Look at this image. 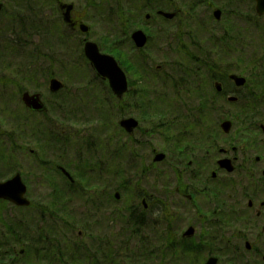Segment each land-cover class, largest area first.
<instances>
[{
  "label": "flooded vegetation",
  "instance_id": "1",
  "mask_svg": "<svg viewBox=\"0 0 264 264\" xmlns=\"http://www.w3.org/2000/svg\"><path fill=\"white\" fill-rule=\"evenodd\" d=\"M0 4V57L4 58L1 64L6 67L21 55L17 52L25 49L27 39L22 33L23 26L20 25L16 37L9 34L12 40L7 39L9 29L4 27L12 18L23 20L27 12L39 19L36 27L42 33L50 29L54 31L48 39L41 35V53L71 51L72 39L78 33L83 34V44L90 40L87 20L92 10L95 13L101 10L104 17L136 21L135 30H142L146 36L145 47L149 45L151 30L157 24L156 18L173 23L184 15L190 17L196 9L204 6L216 23L243 15L237 12V4L245 5L247 14L249 12L264 21V12L258 14L256 11V0H225L224 4L219 0H0ZM215 9L220 11L217 18ZM161 10L174 12L175 16L165 19L158 13ZM21 11L25 12L21 14ZM133 31L126 43L132 51L139 49L130 37ZM262 33L264 35V27ZM59 35L63 36L61 42ZM116 41L114 45L121 51V40L117 38ZM11 43H15L14 46ZM122 57L127 64L124 53ZM48 58L51 59L42 62L50 66L64 63L54 57ZM244 65L245 71H231L226 76L227 82H214V87L216 82L220 85V90L215 88L216 110L220 113V109L227 108L226 116L219 118L218 127L220 129L223 120L230 123L228 133L220 131L224 140L203 141L198 138L174 142L177 152L182 154L179 157L170 155L172 147L167 143V149L151 150L150 165L144 164L137 169L138 162L132 165L128 159V171L118 170L115 178L108 179L106 166L101 167L100 173H92L84 168L85 172L61 165L58 143L50 147L51 159L39 155L44 145L49 148L48 144H32L33 147L29 148L21 146L22 150H28L33 160L48 163L47 169L61 179V185H42L45 187L41 188V196L47 188L53 201L50 204L48 195L46 200L41 197L46 206L45 210H39L40 203L30 199L27 181L18 172L27 203L17 205L0 198V209L8 206L26 212L21 213L20 248L16 252L11 245L8 250L0 252V264H74V261L79 264H264V51L261 60ZM230 75L243 78L242 83L237 84ZM31 93L41 97L38 89ZM6 94L5 84L0 82V97ZM138 94L126 93L119 99L120 158L127 154L128 158H138L137 149L143 148V144H151L157 129H170L167 122L164 126L158 124L156 128H149V131L141 128L143 119L129 111L130 108L134 110L133 104L139 102H131L125 107L123 101L127 96L138 98ZM25 108L32 114L42 113ZM128 117L137 121L131 132L120 125V121ZM186 152L190 155L183 156ZM157 153H163L161 161L154 160ZM81 158L74 159L76 163L74 160L73 163L83 165L86 158ZM171 160L180 165H174L176 181L172 188V179L166 176V172L154 174L150 170L156 163ZM200 161L210 163L212 169L206 172L194 170L196 168L191 165L200 164ZM189 166V173L182 172L181 169L188 170ZM14 174L0 181H6ZM51 176L42 174L46 180ZM29 209L38 212L35 220H28ZM1 225L3 239L8 242L16 240L12 227L6 223Z\"/></svg>",
  "mask_w": 264,
  "mask_h": 264
},
{
  "label": "rangeland",
  "instance_id": "2",
  "mask_svg": "<svg viewBox=\"0 0 264 264\" xmlns=\"http://www.w3.org/2000/svg\"><path fill=\"white\" fill-rule=\"evenodd\" d=\"M224 2L225 0H219L221 4ZM33 7L36 9V4ZM236 10L238 13L246 14L245 16L251 20L240 15L216 23L212 13H209L205 6L196 9L190 17L184 15L173 23L156 18L157 24L153 28L154 31L151 30L149 45L140 51H132L126 46L130 32L135 30L136 21L125 22L119 17H104L101 10L97 13L91 11L87 20L90 26L87 36L101 46V51L113 55L108 46L117 50L115 40L117 38L121 40L119 46L123 48L120 53L121 56L123 53L126 55V65L129 67L123 68L129 82V93L139 92L138 98L124 97L125 107L131 102H139L138 105L133 104L134 110L130 108L129 111H134L135 115L143 119L141 128L144 130L149 131V128L151 130L158 124L164 126L166 122L170 124L169 131L159 127L160 129L155 131V138L151 139V144H143V148L137 149L138 158H128L126 151V157L118 156L121 144L118 127L121 104L110 92L106 82L96 75L95 70L84 58L83 34L78 33L72 39L75 41H72L71 51L41 53V35L48 39L54 31L50 29L42 33L36 27L39 19L28 12L23 20L12 18L7 27H4L9 29L6 33L7 39L12 40V37H9L10 33L16 37L21 25V28L22 26L24 28L21 30L26 36L27 45L22 51H16L21 52V55L11 60L12 64L8 67L1 64L4 58L0 57V82L5 84L7 89V94L0 97V180L10 177L16 171L20 172L22 179L27 181L30 199L34 203H40L39 210H45L46 203L43 202V198L46 200L47 195L48 201L51 198L46 191L47 188L43 190L41 196V188L45 187L42 185L46 183L61 185V179L51 174L52 171L47 169L50 166L48 163L33 160L28 150H22L21 146L29 148L33 147L32 144H48L49 148L44 145L39 155L41 157L46 155L51 159L53 153L50 147L58 143L61 165H69L70 170L83 172L86 170L92 173H100L101 167L106 166L108 179H111L118 170L128 171L126 168L129 164L128 159L132 165L138 162L137 169L144 164L150 165L151 150L166 148L167 143L172 147L170 155L179 157L182 154L177 152L174 142L198 138L203 141L224 140L218 121L220 116H226L227 108L219 110L222 115L217 112L214 82H227L226 76L231 71H245L244 64L252 60H261L264 51L262 33L264 21L256 19L249 12L247 14V8L243 4H237ZM225 24L228 26H224ZM223 28H229L231 31H223ZM58 38L60 42L63 40V36L59 35ZM109 40L113 41L109 43ZM11 44L14 46L15 43ZM11 51L13 56V49ZM48 57H54L55 60L64 63L54 66L43 63L42 61L51 59ZM50 77L62 82L61 90L55 93L48 90ZM143 87L146 91H139ZM36 89L41 92V99L47 109L43 113L32 114L26 110L20 97L22 91L31 93ZM145 102L148 104L142 105ZM218 103L220 104V101ZM189 155V152L183 154ZM81 157H85L86 162L83 165H75L73 160L78 161ZM175 164L180 166L178 162L172 160L164 161L154 164L150 170L154 174L166 172V176L172 179L170 184L172 188L176 181L173 172ZM191 166L200 172L212 169L211 164L204 161ZM191 166L187 168L188 170L181 169L182 172L189 173ZM45 173L53 176L46 180L42 178V174ZM110 192L113 193L112 188ZM125 195L128 196V192ZM27 211L28 220L37 218L38 212L36 214L35 210L30 209ZM23 212L26 213L8 206L0 209V227L1 223H6L12 227L16 236V240L8 242L0 234V252L8 250L11 245L16 252L19 250L20 221L23 220L21 217ZM0 230L4 231L3 228ZM129 246L131 248V243ZM74 264L79 263L74 261Z\"/></svg>",
  "mask_w": 264,
  "mask_h": 264
},
{
  "label": "water",
  "instance_id": "3",
  "mask_svg": "<svg viewBox=\"0 0 264 264\" xmlns=\"http://www.w3.org/2000/svg\"><path fill=\"white\" fill-rule=\"evenodd\" d=\"M256 10L258 14H262L264 12V0H256ZM159 13L165 18H172L174 16L173 12L159 11ZM219 13V9L214 10V15L216 18L219 17ZM65 19H67L66 16ZM82 29L85 30V27H82ZM131 38L136 47L141 48L145 45L146 36L141 30H135L132 32ZM83 53L96 73L107 81V84L115 97L121 98L122 95L127 91L128 84L125 72L119 66L115 58L112 55L101 53L96 43L92 41L85 42ZM230 77L234 79L237 84H241L243 81V78L236 75H230ZM61 87L62 83L58 79L51 78L49 80L50 91L56 92ZM216 89L220 90V85L218 83H216ZM21 99L27 107L33 110L42 111L45 109V106L37 93L29 94L28 92H23ZM120 125L127 132H131L137 126V121L129 117L121 120ZM220 127L223 132L227 133L230 127L229 121H222ZM163 158V153H158L155 155L154 160L160 161ZM24 190L25 187L21 182L19 173H15V175L10 179L0 182V198L11 200L17 205H23L27 203V200L24 197Z\"/></svg>",
  "mask_w": 264,
  "mask_h": 264
},
{
  "label": "trees",
  "instance_id": "4",
  "mask_svg": "<svg viewBox=\"0 0 264 264\" xmlns=\"http://www.w3.org/2000/svg\"><path fill=\"white\" fill-rule=\"evenodd\" d=\"M114 40V39H113ZM113 40H109V43H111V41H113ZM116 41V40H115ZM101 47V46H100ZM107 49V48H106ZM108 50L110 51V52H112L113 53V55H115V57H116V59L118 60V62L120 63V65L123 67V68H126V69H128L129 67L125 64V61L123 60V57L121 56V53H120V51H118V50H115V48H112V46H108ZM144 89V90H143ZM143 89L141 90V88H140V90L139 91H142V92H145L146 91V89L143 87ZM130 91V90H129ZM131 92H133V90L131 91ZM137 93H139V92H137ZM204 133V132H203ZM204 134H206V133H204ZM209 135H211L210 133H209ZM211 139H212V137H211Z\"/></svg>",
  "mask_w": 264,
  "mask_h": 264
}]
</instances>
